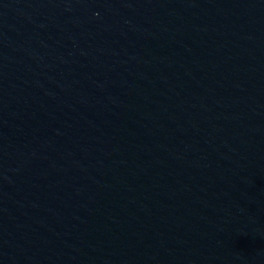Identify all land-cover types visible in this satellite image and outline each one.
Listing matches in <instances>:
<instances>
[{
  "label": "water",
  "instance_id": "1",
  "mask_svg": "<svg viewBox=\"0 0 264 264\" xmlns=\"http://www.w3.org/2000/svg\"><path fill=\"white\" fill-rule=\"evenodd\" d=\"M0 264H264V0H0Z\"/></svg>",
  "mask_w": 264,
  "mask_h": 264
}]
</instances>
